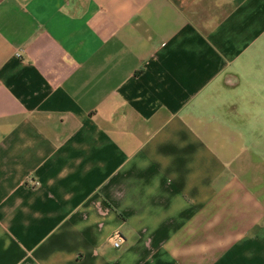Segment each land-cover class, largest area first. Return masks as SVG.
I'll return each instance as SVG.
<instances>
[{
  "label": "crops",
  "instance_id": "1",
  "mask_svg": "<svg viewBox=\"0 0 264 264\" xmlns=\"http://www.w3.org/2000/svg\"><path fill=\"white\" fill-rule=\"evenodd\" d=\"M0 264H264V0H0Z\"/></svg>",
  "mask_w": 264,
  "mask_h": 264
},
{
  "label": "built area",
  "instance_id": "2",
  "mask_svg": "<svg viewBox=\"0 0 264 264\" xmlns=\"http://www.w3.org/2000/svg\"><path fill=\"white\" fill-rule=\"evenodd\" d=\"M36 184H38V182H36ZM115 244L118 246L119 245V242H116Z\"/></svg>",
  "mask_w": 264,
  "mask_h": 264
}]
</instances>
